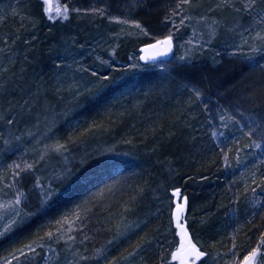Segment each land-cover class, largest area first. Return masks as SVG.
Wrapping results in <instances>:
<instances>
[{"label": "rangeland", "instance_id": "obj_1", "mask_svg": "<svg viewBox=\"0 0 264 264\" xmlns=\"http://www.w3.org/2000/svg\"><path fill=\"white\" fill-rule=\"evenodd\" d=\"M172 1L175 5V1ZM258 1L261 7L259 10L256 9V12H261L264 9V3L263 0H257V4ZM135 3L138 4L135 1L122 4L121 0H115V2L111 0H47L45 6L51 9L53 16L56 15L57 9L64 5H68L73 10L69 12L67 19L47 20L46 28H52L55 24L64 23L63 21L66 20L70 23L76 18L77 23L73 25L80 23L79 21L83 22L82 24L85 25L83 32L86 34L82 38L84 45H79L78 53L72 52L74 54L68 56L47 53L51 56L48 59L46 56L47 60H45L50 66V70L46 68L51 78L47 84L52 83V94H48L49 103L46 102L44 108L36 105L38 94L31 85V89L29 86L25 88L27 97L20 98L22 101L17 102V105L10 109L11 116L0 114V217H2L0 231L4 230V225L10 220L16 221L10 231L0 236V264H106L103 256L97 255L98 250H103L108 259L117 257L116 264H146V256H142V253L147 255L150 251L155 254H153L152 264H169L171 253L178 246V238L176 242L172 240L175 231L172 210L175 208L176 200L172 192L178 188L173 183L172 171L166 163L163 165L164 170L157 168L160 165L159 160L151 161L153 168L146 169V176L139 174L142 179L136 183V191L139 194L144 193L148 203H137L136 206L140 210L135 214L136 217L131 218L117 213V215L114 214L115 216L106 217L102 223L95 217V213L97 210H103L101 203L106 204L108 198L101 197V194L97 196L94 193H85L79 201H75L66 209H61L50 219L44 218L38 221L28 231L22 229L27 222L49 207L56 197L64 194L72 185L93 175L94 169L103 165L111 168L115 164L124 162L129 157L125 152L129 146L136 149L138 146L143 147L148 129L134 130V136L126 140L124 139L126 137L117 138L112 134L111 129L115 122L122 118L130 119L140 115V108L137 106L143 97H148V92L144 91L141 99L136 98L133 94L137 95L143 91L136 89L135 92L127 93L128 85L119 88L120 82L126 79L133 80V76L141 71L164 69L168 65L167 62L189 61L196 55L207 52L227 60L231 58L247 60L252 55L264 54V44L259 38H255L256 32L261 31L262 26L255 23V13L237 11L242 8L240 0H235L234 4L226 7H218L221 5V0H193L190 7L193 12L187 14L189 32L177 43L173 41L172 54L167 62L142 63L139 59V50L128 54V60L125 62L116 54L120 44L130 38L137 39L145 36L132 24L137 22L130 15L137 8ZM159 4L160 8L168 7L166 0ZM179 17L182 19L185 16L179 15ZM28 24L29 28L33 29V23ZM37 38L36 34L26 37L23 40L22 51L38 52L36 49L38 43H43V40L50 41L49 38L42 40ZM253 47H259V50L253 51ZM120 55L123 56L122 53ZM37 58L41 60L39 56ZM59 70L62 77L66 76L68 80L62 87L53 80L54 74L57 79ZM93 72L96 75H92ZM78 75H83L81 77L83 78L82 89L84 88L82 91L85 92L88 102L97 97L103 102L101 106L105 109L100 108L101 114L95 119L80 120L78 125L81 127L76 129L74 115L78 113L80 117L79 111L75 107L72 109V106L67 103L69 101L65 93L71 91L68 88L80 87L77 81L79 77H76ZM19 91L23 92L22 89ZM44 91L46 93L45 89ZM113 95H117L116 101L120 98L122 99L120 101L125 104L120 105V102L112 104L115 100ZM127 100L130 102L128 103ZM108 103L113 106L106 105ZM130 104L133 106L132 109ZM30 112H35L31 116L32 119ZM95 112L96 110L93 114H97ZM102 115L104 117H101ZM36 116L40 117L42 128H38L40 125L37 122L33 123L32 120ZM100 118H105L102 123L110 122L111 125L102 123L99 125ZM85 131L91 132L93 140L77 139V136H81ZM120 132L118 130V133ZM58 143L63 144L65 148L56 151L55 145ZM143 149L142 153L150 154L153 151L149 148ZM255 150L258 149L255 147ZM260 151L264 153V147H261ZM16 164H19L21 169H24L25 165L33 167L21 171L14 167ZM17 172H19L18 176L15 175ZM122 189L128 193L132 186L127 188L122 186L118 190L122 191ZM49 192L51 195L48 194ZM263 207L264 197L256 208L261 210ZM133 210L134 208L120 206V212ZM199 214L198 210L187 212L185 209L184 216L193 240H199V245L203 246L202 250L209 253L205 264H225V261L230 259V256L225 254L229 253V249L234 244L240 253L238 259H242V256L246 254L243 249L249 245L250 240L256 241L260 238L261 232L258 226L256 230L252 228V231L249 230L241 237V244L226 243L228 238H232L230 232L233 227L235 224L238 225V221L235 220L230 222L226 229L229 234H225L226 237L221 239V242H216L217 245L220 243L222 246L212 248L215 243L213 238L201 239L194 236L200 222L190 221L189 218L193 219ZM152 223L155 225L149 229ZM146 230L155 236H150L152 234H147ZM49 231L53 233L51 240L45 237V233ZM121 232L123 235L120 234ZM69 236L73 239H68ZM85 236L88 239H85ZM29 244L35 248V253L24 248V245ZM22 248L24 255L17 251ZM133 249L136 250L133 256L126 260L121 259ZM81 256L87 259H80ZM172 264H178V262H172Z\"/></svg>", "mask_w": 264, "mask_h": 264}, {"label": "trees", "instance_id": "obj_2", "mask_svg": "<svg viewBox=\"0 0 264 264\" xmlns=\"http://www.w3.org/2000/svg\"><path fill=\"white\" fill-rule=\"evenodd\" d=\"M134 1L138 3L137 5L135 3L137 8L130 15L143 25L149 35L137 39L130 38L120 44L116 54L125 62L128 60V54L138 52L143 45L164 38L170 31L176 43L189 32L188 19H185L181 25L179 15L187 17L188 13L193 12L190 9L193 0L189 5H181L179 8L177 5L181 0H174L175 5L172 0H166L168 2L166 9L160 8L159 3L163 0H121V3ZM259 2L256 5L257 10L261 7ZM262 2L264 3V0ZM45 7V0H0V114L2 116H11L10 109L15 107L17 102L22 101L20 98L27 97L25 88L29 86L31 89V85L38 94L36 105L44 108L46 102L49 103L48 94L52 91V83L47 84V81H51L48 76L49 71H46V68L50 70V66L45 60L51 57L47 53L68 56L74 54L72 52H80L79 45H84L82 38L86 33L83 32L85 27L83 22L79 21L80 23L73 25L77 23L74 18L70 23L66 20L63 21L64 23L55 24L52 28H46L45 22L52 19H49L48 14L45 13ZM173 21H176L175 28ZM29 22L33 23V29L29 28ZM32 34H36L39 40L49 38L50 41L43 40V43H38L36 45L38 52L22 51L23 40ZM121 53L123 56L120 55ZM37 56L40 61L36 59ZM263 63L264 54L252 55L247 60L234 58L227 60L207 52L196 55L189 61L167 62L168 65L164 69L154 68L156 70H146L143 74L141 71L133 76L132 81L126 79L125 81L130 82L128 86L126 85L127 93L139 89L143 93L139 92L133 96L141 99L144 91H147L148 97H143L137 106L140 108V115L130 119H120L119 123L115 122L113 127L111 126L113 128L111 131L113 136L126 137L124 138L126 140L132 137L134 130L148 129L143 147L138 146L136 149L129 146L125 151L129 157L124 162L115 164L111 168L103 165L94 169L93 175L72 185L64 194L56 197L49 207L27 222L22 229L28 231L38 221L44 218L50 219L61 209H66L75 201H79L85 193H94L97 196L101 194V197L108 198L106 204L101 203L103 210L94 212L95 217L102 223L106 217L115 216L117 213L131 218L136 217L135 214L140 210L136 206L137 203H148V199L145 200L146 195L136 191L135 185L142 179L139 174L146 176V169L153 168L151 161L159 160L160 165L157 168L164 170L163 165L166 163L172 171L175 187L186 198V211L198 210L200 213L193 219L189 218L190 221L200 222L194 236L201 239L213 238L215 245L212 248H220L222 245L220 243L217 245L216 242L223 240L225 234H229L226 231L229 223L237 220L238 225L235 224L230 232L232 238H228L226 243L241 244V237L246 232L264 225V220L259 215L253 217V213L264 210V207L258 210L255 205L256 196L263 199L264 192L258 188L254 196L251 191L247 193L244 191L245 186L256 187L252 184L253 179L259 183L264 178V153L260 151L261 147H264V136L258 133L256 137L249 138L245 135L246 126L250 122L249 117L264 114ZM51 70L53 71L52 66ZM82 76H76L79 77L77 81L80 87L68 88L71 91L65 93L69 101L67 103L72 109L76 108L79 111L80 117L78 113L74 115L76 129L80 126L78 125L80 120L95 119L101 114L100 108L105 109L101 106L103 102L97 97L90 101L92 103L88 102L85 92L82 91L84 89H82ZM53 80L61 87L68 82L66 76L62 77L60 70L57 79L54 74ZM116 96L113 95L115 100L112 98V104L117 102H120V105L125 104L120 98L116 101ZM131 104L130 109L133 108ZM57 106L59 108V104ZM95 110L97 114H93ZM33 113L35 112H30V118ZM221 116H224L223 121ZM103 120L105 118H100L99 125ZM215 120L218 122L215 123ZM102 124L111 125L110 122ZM118 130L121 132L118 133ZM141 135L143 136V133ZM86 138L83 135L77 136V139ZM254 139L259 140L261 144L258 150L249 147ZM133 142L135 143V140ZM143 148L153 151L150 154L142 153ZM122 186L125 188L132 186V189L128 193L123 189L119 191ZM121 205L134 210L120 212ZM97 219L94 218L95 221ZM251 220L255 221L256 226L249 222ZM154 225L155 223L150 224L149 229ZM147 232L149 235L152 234L150 231ZM260 232H264V227H260ZM259 239L250 240L249 245L255 247ZM249 245L242 249L250 250ZM153 254L152 251L147 255L142 253V256H146V264L153 263L155 255Z\"/></svg>", "mask_w": 264, "mask_h": 264}, {"label": "snow or ice", "instance_id": "obj_3", "mask_svg": "<svg viewBox=\"0 0 264 264\" xmlns=\"http://www.w3.org/2000/svg\"><path fill=\"white\" fill-rule=\"evenodd\" d=\"M242 4V8L237 9V11H243L245 13H255L254 21L257 25H261V31L256 32L255 38H259L264 44V9L261 10V12H256V5L257 0H240ZM191 3V0H181V3L177 5V7H181V5H189ZM235 3V0H221V5H218V7L221 6H229ZM45 4L47 5V0H45ZM45 13L48 14L49 19H67L68 13L72 11L73 9H70L68 5H64L63 7H60L57 9L56 15H51V9L49 7H45ZM100 11V10H97ZM177 14V13H174ZM185 19H189L188 17L182 18L179 23L182 25L184 23ZM127 22V21H124ZM133 26L137 29H140L141 32L144 33V35H149V33L140 25L138 22H132ZM176 25L173 24V28H175ZM173 44V35L170 31L167 36H165L162 39H157L155 43L149 44L146 46V48L141 49L142 52L147 53L149 49L155 50V53L153 55H142L140 57L141 60H155L158 56L166 55L169 51H171ZM253 51H258L259 47H253ZM181 59H184V57H181ZM92 75H96L95 72L92 73ZM107 79V77H105ZM197 96L199 97V93H197ZM221 120H224V116H221ZM249 124L246 126L247 130L245 132V135L249 138H254L259 133L261 136H264V114H257L254 117H249ZM11 123V121H9ZM261 146L259 140L254 139L253 144L249 145V147H256L259 148ZM65 146L63 144H57L55 145V150L60 151L64 149ZM15 168L20 169L21 171H24L25 169H30L33 167L32 165H25L24 169L20 168L19 164L14 165ZM15 175H19V172H17ZM252 184L256 185V187H250L245 186V193L248 191H251L253 195L257 193V189L259 188L261 192H264V187H261L264 185V178L260 180L259 183L255 179L252 180ZM51 195V193H48ZM172 196L176 198L175 200V208L172 210V222L174 223V235L172 237L173 242H176L178 238V246L175 248L174 251L171 253V260L169 264H172V262H178V264H205L207 257L209 256V253L202 250V245H199V240L194 241L192 236L189 233V229L186 226V217L184 216L185 213V207H186V198H183L181 195V192L179 189H176L172 192ZM262 202V198L259 196H256L255 199V205H259ZM16 203H19V198L17 199ZM19 215V213H17ZM259 215L262 220H264V210H262L259 213H253V217ZM2 218V217H0ZM67 222L66 220L64 221ZM250 223H253L255 225V221L251 220ZM60 223V222H58ZM16 224V221L10 220L7 224L4 225V230L0 231V236L5 235L8 231L11 230V228ZM260 227H264V225H260ZM60 231V229H58ZM235 232V229H234ZM123 235V233H120ZM45 237H47L49 240L53 239V233L51 231L45 233ZM43 239V237H41ZM68 239H73V237L69 236ZM85 239H88L87 236H85ZM111 243V241L109 242ZM24 248H27L30 252L35 253V248L32 247L31 244L24 245ZM249 249H245L244 251L246 254L242 256V259H238L240 253L237 251V246L234 244L231 249H229V253H226L225 255L230 256L229 260L225 261V264H264V232L260 234V239L255 247H251L249 245ZM22 255H24V250L17 249ZM135 249H133L132 252H129L127 256L121 257V259H128V257H131L135 253ZM98 256H103L104 260L106 261V264H116L117 257H112L111 259H108V256L105 255L103 250L97 251ZM80 259H87V257L81 256Z\"/></svg>", "mask_w": 264, "mask_h": 264}, {"label": "water", "instance_id": "obj_4", "mask_svg": "<svg viewBox=\"0 0 264 264\" xmlns=\"http://www.w3.org/2000/svg\"><path fill=\"white\" fill-rule=\"evenodd\" d=\"M155 43V42H154ZM152 44V43H151ZM149 45V44H146V45H143L141 48H140V55H139V59L142 55H153L155 53V50H151L149 49L147 53L145 52H142L141 49L143 48H146V46ZM172 50H173V44H172V48H171V51H169L166 55H163V56H158L155 60H150V61H146V60H141L140 61L142 63H156V62H159V61H168L171 57V54H172Z\"/></svg>", "mask_w": 264, "mask_h": 264}, {"label": "bare ground", "instance_id": "obj_5", "mask_svg": "<svg viewBox=\"0 0 264 264\" xmlns=\"http://www.w3.org/2000/svg\"><path fill=\"white\" fill-rule=\"evenodd\" d=\"M141 48V47H140ZM139 51H140V49H139ZM162 62H164V61H162ZM167 62V61H166ZM143 73H145L144 71L141 73V74H143ZM145 76V75H144ZM121 81V80H120ZM130 82H128V81H123V82H120L119 83V86L118 87H123V86H126V85H128ZM32 121H34L33 123H35V122H37V124L38 125H40V126H38V128H42V121H41V119H40V117H38V116H36V117H34V119L32 120ZM218 122V120H215V123H217ZM67 123V122H66ZM89 134H91V132H84L82 135H83V137H87L88 139H92L93 140V138H92V136H90ZM92 135V134H91ZM193 222V221H192ZM215 244H213V246H214Z\"/></svg>", "mask_w": 264, "mask_h": 264}]
</instances>
